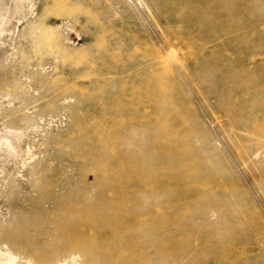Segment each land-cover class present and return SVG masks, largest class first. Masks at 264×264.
Returning <instances> with one entry per match:
<instances>
[{"label":"rangeland","instance_id":"rangeland-1","mask_svg":"<svg viewBox=\"0 0 264 264\" xmlns=\"http://www.w3.org/2000/svg\"><path fill=\"white\" fill-rule=\"evenodd\" d=\"M0 264H264V0H0Z\"/></svg>","mask_w":264,"mask_h":264},{"label":"bare ground","instance_id":"bare-ground-1","mask_svg":"<svg viewBox=\"0 0 264 264\" xmlns=\"http://www.w3.org/2000/svg\"><path fill=\"white\" fill-rule=\"evenodd\" d=\"M3 3H5V2H3ZM1 5H2V3H1ZM3 12V11H2ZM56 38V37H55ZM50 39V38H49ZM51 39H52V37H51ZM57 49H58V47H57Z\"/></svg>","mask_w":264,"mask_h":264}]
</instances>
